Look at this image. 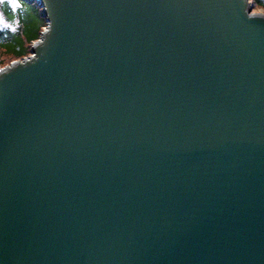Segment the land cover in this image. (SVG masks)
Returning <instances> with one entry per match:
<instances>
[{"label": "water", "instance_id": "obj_1", "mask_svg": "<svg viewBox=\"0 0 264 264\" xmlns=\"http://www.w3.org/2000/svg\"><path fill=\"white\" fill-rule=\"evenodd\" d=\"M38 1L0 69V264H264V15Z\"/></svg>", "mask_w": 264, "mask_h": 264}, {"label": "trees", "instance_id": "obj_2", "mask_svg": "<svg viewBox=\"0 0 264 264\" xmlns=\"http://www.w3.org/2000/svg\"><path fill=\"white\" fill-rule=\"evenodd\" d=\"M32 9H35L36 15L34 18L40 20L39 31L32 29L28 33L26 20L21 21V26L18 28L16 33L8 32L7 36L3 32H0V68L5 66L7 60L2 56H10L12 61L23 59L25 56L31 53V44L40 38L43 30L47 26V19L43 16V7H41L38 0H25ZM250 3L254 8L264 10V0H250ZM6 15L10 19L9 9L6 11ZM32 18V14L30 15ZM33 18V19H34ZM33 35L29 37V35Z\"/></svg>", "mask_w": 264, "mask_h": 264}, {"label": "clouds", "instance_id": "obj_3", "mask_svg": "<svg viewBox=\"0 0 264 264\" xmlns=\"http://www.w3.org/2000/svg\"><path fill=\"white\" fill-rule=\"evenodd\" d=\"M10 9L11 18L6 15ZM28 12L25 0H0V32L7 36L8 32L16 33L21 26V18Z\"/></svg>", "mask_w": 264, "mask_h": 264}, {"label": "rangeland", "instance_id": "obj_4", "mask_svg": "<svg viewBox=\"0 0 264 264\" xmlns=\"http://www.w3.org/2000/svg\"><path fill=\"white\" fill-rule=\"evenodd\" d=\"M26 3V5H28V3L27 2H25ZM250 5H251V8H253V10H252V12L254 13V14H259V15H264V10L263 9H261V10H259V9H257V8H254L253 7V5L250 3ZM28 7V6H27ZM9 12H10V9H9ZM32 14V18H31V15ZM36 15V12H35V9H32L31 7H30V5H29V8H28V12L25 14V16L24 17H22L21 18V21H23V20H26V22H27V29L29 30L28 31V33H30L31 31H32V29L34 28V30H37V31H39V27H40V20L39 19H37V18H34V16ZM10 17H11V12H10ZM34 18V19H33ZM44 31V30H43ZM29 35V37H32L33 35H30V34H28ZM37 40H39V39H37ZM35 42H33L32 44H31V47H32V45L34 44ZM30 55H32L31 53L29 54V55H27V56H30ZM3 58H5L7 61L6 62H4L5 63V66H3V67H1L0 69H3L4 67H6V66H9V65H11L12 63V58L10 57V56H2ZM17 60V59H16ZM18 60H21V59H18Z\"/></svg>", "mask_w": 264, "mask_h": 264}]
</instances>
